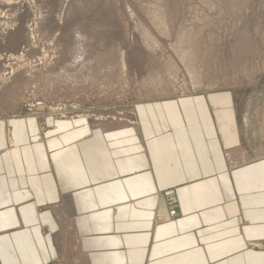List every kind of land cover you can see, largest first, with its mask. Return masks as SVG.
Instances as JSON below:
<instances>
[{
	"label": "rangeland",
	"instance_id": "1",
	"mask_svg": "<svg viewBox=\"0 0 264 264\" xmlns=\"http://www.w3.org/2000/svg\"><path fill=\"white\" fill-rule=\"evenodd\" d=\"M203 113L221 124L196 145L208 165L263 169L264 0H0V156L78 147V192L141 191L146 154L183 157ZM182 186L158 190L169 219Z\"/></svg>",
	"mask_w": 264,
	"mask_h": 264
},
{
	"label": "crops",
	"instance_id": "2",
	"mask_svg": "<svg viewBox=\"0 0 264 264\" xmlns=\"http://www.w3.org/2000/svg\"><path fill=\"white\" fill-rule=\"evenodd\" d=\"M190 118L202 138L187 130L183 157L169 150L160 157L157 147L147 153L141 191L78 192L89 183L83 172L92 160L87 154L90 161L79 167L78 147L53 163L41 146L29 155L0 156V264H264V156L257 158L261 170L217 158L208 165L196 145L207 144L210 134L217 149L221 124L204 113ZM231 129L236 136L234 123ZM253 167L254 176L243 175ZM175 185H183L181 210L169 219L158 190Z\"/></svg>",
	"mask_w": 264,
	"mask_h": 264
}]
</instances>
